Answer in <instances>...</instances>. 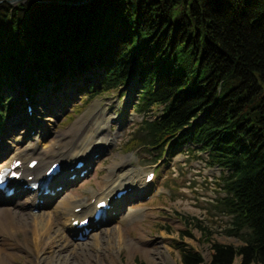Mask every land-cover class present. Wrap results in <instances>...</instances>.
Returning a JSON list of instances; mask_svg holds the SVG:
<instances>
[{
	"label": "trees",
	"instance_id": "1",
	"mask_svg": "<svg viewBox=\"0 0 264 264\" xmlns=\"http://www.w3.org/2000/svg\"><path fill=\"white\" fill-rule=\"evenodd\" d=\"M94 68L101 90L133 80L137 109L163 106L141 140L192 141L228 170L216 205L242 243L212 242L208 264H264V0L0 2L1 104L17 78L32 94ZM177 247L182 264H201Z\"/></svg>",
	"mask_w": 264,
	"mask_h": 264
},
{
	"label": "rangeland",
	"instance_id": "2",
	"mask_svg": "<svg viewBox=\"0 0 264 264\" xmlns=\"http://www.w3.org/2000/svg\"><path fill=\"white\" fill-rule=\"evenodd\" d=\"M98 73V69H87L83 74L70 75L59 82L48 80L45 85H39L37 94L28 99L31 107H34L32 114L26 113L28 110L25 104L28 102L21 99L19 78L14 88L7 86L3 92L12 101V109L6 111L8 115L4 119V125L0 126V145L5 149L14 137H21L20 141L23 143L34 141L38 148H44L50 142L48 140L55 139L65 131L68 132V139L85 130L86 134H91L94 129L104 125L102 139L107 136L108 140L105 146H101L100 152H95L97 154L92 157L88 173L69 183L55 198V202L69 196L88 202L91 199L90 188L99 191L101 177L109 172L112 162L122 157L127 162L118 167L115 173L127 170L143 183L144 173L156 170L153 183L147 182V186L138 184L133 192L134 197L130 196V200L122 204L116 217L97 227V231H93L92 235L79 243H90L86 245L87 251L80 253L79 249L72 250L78 242L72 240L60 257L51 258V248H46L42 253L45 257L43 264H50L51 259H55L56 264H182L177 244H185L199 251L203 256L201 264H208L212 242L241 244L236 236L223 233L229 226L230 216L215 206L216 199L224 195L218 180L223 171L216 168L214 172H210L207 166L198 162V156L194 152L188 153L185 161L180 160L184 155L182 152L168 161H157L155 157L158 152L136 145L135 141H127L138 136V118L142 114L131 109L136 102L135 82H130V88H133L123 97L121 92L114 89L90 99H81L79 88L86 85V77L90 76L94 83ZM84 93L89 94L82 92V95ZM14 113L26 116V120L13 131L18 124L12 120ZM36 125H39L38 130H31V126ZM178 146L179 142L174 148ZM54 203L43 208L51 211ZM132 210L140 213L123 224L117 216ZM60 220L61 218L55 217L53 229L59 227ZM116 226L121 228L122 246L116 241V234L119 232L115 229ZM95 237L98 238L97 244L94 243ZM9 242L11 251H16L19 256L12 258L5 255L7 264H33V258L29 259L31 255L15 248L12 240ZM135 242L140 249L138 246H135L136 250L131 248V244ZM238 262L239 257H236L234 264Z\"/></svg>",
	"mask_w": 264,
	"mask_h": 264
},
{
	"label": "bare ground",
	"instance_id": "3",
	"mask_svg": "<svg viewBox=\"0 0 264 264\" xmlns=\"http://www.w3.org/2000/svg\"><path fill=\"white\" fill-rule=\"evenodd\" d=\"M33 110L34 107H31V114ZM25 117L26 116H22L19 113H16L12 117L13 121L18 122L13 131L19 127L18 125L23 124L26 120ZM38 126L39 125L35 127L31 126V130L37 131L39 128ZM102 126L104 125H100V127L94 129L91 134H86L87 131L85 130L68 139H66L68 132L65 131L55 139L51 138L48 140L50 142L46 143L44 148H38V145L34 141L23 143L20 141L21 137H14L6 146V149L0 145V168L9 166L13 159H21V163L18 167V170L21 172L19 177L21 185L29 183L25 181L28 175H32L31 181H37L40 177V173L43 172V168L50 161L60 160L64 165V170L61 173L52 176L46 181V187L49 189L47 193H44L43 190H40L37 186L34 191H29L25 197L20 199L18 196H21L24 190L21 189L18 180V182L12 180L7 183L9 187H13V194L6 195L0 191V264H7L4 259L5 255L12 258L19 256L16 251H11L10 240L15 243V248L24 250L29 256L31 255L29 259L31 260L33 258V264H43L45 257L42 253L49 247L52 251L51 258L60 257L61 253L68 247V243L72 240L78 241L72 250L77 251L79 249L80 253L87 251L86 245L90 243L86 242V244L80 245L79 243L84 240L77 237L82 229V227L78 226L79 221L89 217L87 226L90 227H94L103 222V220L93 221L91 213L96 203L104 200H109L112 203L104 219L105 221L108 220L114 216H112V211L119 210L124 202L130 200L129 198L133 196V192L136 190L138 184L147 186L146 183L139 181V178H136L135 175L127 170H121L118 173L114 172L118 167H122L126 164L127 159L122 157L120 160L112 162L109 167V172L101 177L100 191L90 188V197L91 199L94 198L92 202L78 200L73 196L63 198L58 202L54 201L62 191V189L56 190L55 186L60 185L59 183H62V186H66L69 181H71L65 173L71 174L81 170L83 165L76 167L75 163L78 160L84 159L86 161L85 164H89L94 153L100 152L101 146H105L108 137L106 136L102 139L101 134L104 130ZM93 133L97 134V136H94L95 134ZM28 135H30V130L28 131ZM4 149L11 150V152L3 158ZM31 159H37V163L32 168L27 165L28 161ZM43 179L44 177L42 176L41 180ZM153 181L154 179L151 180V183H153ZM120 188L126 189V193L119 199L116 197L114 198V193ZM131 188L133 189L130 191ZM128 190L130 191L129 194ZM122 197L123 199L120 200ZM36 199H42V201H36ZM52 203H54V205L51 207V211H45L46 209L42 208ZM39 207V211H33V208ZM75 208H77V210ZM134 212L135 211L132 210L121 214L118 219L120 221L131 220L134 215H137L136 212ZM55 217H59L61 220L59 222V227L57 226L56 229H53ZM74 220H77V222L74 223ZM115 229L119 231L118 234H116L118 238L116 241L122 246L121 228L120 226H116ZM90 235H92L91 231L86 237L88 238ZM97 239L98 238L95 237L94 243L96 244ZM131 245V248L134 250H136L135 246H138L139 249L141 248L137 242ZM146 250L150 251V249H145V251ZM49 262L50 264H56L55 259H51ZM87 264L91 263L87 262Z\"/></svg>",
	"mask_w": 264,
	"mask_h": 264
},
{
	"label": "water",
	"instance_id": "4",
	"mask_svg": "<svg viewBox=\"0 0 264 264\" xmlns=\"http://www.w3.org/2000/svg\"><path fill=\"white\" fill-rule=\"evenodd\" d=\"M1 1V0H0ZM10 3H16L18 0H8ZM86 0H83V2Z\"/></svg>",
	"mask_w": 264,
	"mask_h": 264
}]
</instances>
